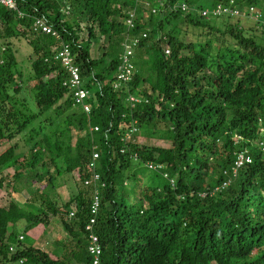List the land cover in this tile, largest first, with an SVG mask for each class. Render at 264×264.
<instances>
[{
  "label": "trees",
  "instance_id": "obj_1",
  "mask_svg": "<svg viewBox=\"0 0 264 264\" xmlns=\"http://www.w3.org/2000/svg\"><path fill=\"white\" fill-rule=\"evenodd\" d=\"M16 3L0 2V264H95L92 233L99 264H264V0Z\"/></svg>",
  "mask_w": 264,
  "mask_h": 264
},
{
  "label": "built area",
  "instance_id": "obj_2",
  "mask_svg": "<svg viewBox=\"0 0 264 264\" xmlns=\"http://www.w3.org/2000/svg\"><path fill=\"white\" fill-rule=\"evenodd\" d=\"M0 2H2L4 5L12 8V9L13 8L17 9L18 8L16 0H1ZM224 11H228V10L227 9L222 10V8L220 7V8H218L216 10L215 13L220 15ZM35 29L37 31H39V32L53 34V35H58L57 32L53 29V26L45 18L37 19V21L35 23ZM128 53H131V47H130V49L128 47ZM60 56L64 57L65 64L67 66H69V68H70V70H71V72L73 74V78H72V81H71V86L72 87H75V86H79L80 87V85H81L80 70H79V68L77 66H75L74 57L71 56L70 49H69L68 46H66L64 48V50L62 51ZM121 78L128 79V75L127 74H125V75L123 74L121 76ZM88 95H89V92L87 90L83 89V88H79L76 91V97H77V101L78 102L84 101L88 97ZM246 162L250 163V162H252V159L251 158H245L242 155L240 157L239 161H237V165H236L237 169L239 167H241ZM98 179H99V177L97 176L95 180H98ZM100 199L101 198L99 197V195L96 196V198H95L94 207H93V215L95 217L92 219L91 224L88 226V229H90V230H93L94 224L96 223V215L100 211V203H101ZM91 238H92V244H91V248L90 249H91L92 254L95 257V264H99L100 263V256L102 254V250H101V248L99 246V238L94 233H92Z\"/></svg>",
  "mask_w": 264,
  "mask_h": 264
},
{
  "label": "rangeland",
  "instance_id": "obj_3",
  "mask_svg": "<svg viewBox=\"0 0 264 264\" xmlns=\"http://www.w3.org/2000/svg\"><path fill=\"white\" fill-rule=\"evenodd\" d=\"M240 12H239V10H236L235 12H234V14H235V18L236 19H239L240 17H243V19H244V21L246 22V20L245 19H248V18H250V17H252V16H250L251 14H246L245 12V14L244 15H242V16H240V17H238L237 15L239 14ZM243 13V12H242ZM232 22H234V21H232ZM244 25H250V27H251V24L250 23H244ZM253 27H255V26H253ZM14 41V47H15V50H16V52H18V56H19V59L21 60V62L23 61V58L24 57H28V53H29V51L31 50V47L29 46V38L27 39V38H22V39H19V40H17V39H14L13 40ZM23 65H27V62H23ZM20 137V136H19ZM19 137L18 138H16L15 139V141H18L19 140ZM141 141L142 142H145L146 144H149V145H160V146H170L169 144H170V142L169 141H165V140H159V139H157V138H151V137H146V136H141ZM9 148V145H4L3 147H2V149H1V151H4V150H6V149H8ZM6 171H8V172H11L10 174H11V180L12 181H14V179L12 178V175L14 174V172L16 171L14 168H11V169H8V170H6ZM5 171V172H6ZM37 187V186H36ZM24 193H23V195L24 196H28V197H31V196H33V194L36 192L35 191V188L33 187V189H32V192H31V190H25V191H23ZM8 193H6V191H4L3 192V194H2V203L3 204H6L7 203V200H10L9 198H8ZM54 228H52L53 229V232H52V235L51 234H48V236L50 237V238H62L61 236L63 235V233H59V231H60V229H61V226L59 225V224H57V223H55L54 224ZM63 229V228H62ZM62 229H61V232H62ZM60 234H61V236H60ZM46 238V237H45ZM45 238H42V240L45 242Z\"/></svg>",
  "mask_w": 264,
  "mask_h": 264
}]
</instances>
